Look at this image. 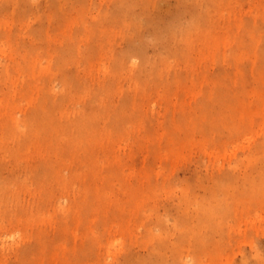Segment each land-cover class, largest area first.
Here are the masks:
<instances>
[{
	"label": "rangeland",
	"instance_id": "obj_1",
	"mask_svg": "<svg viewBox=\"0 0 264 264\" xmlns=\"http://www.w3.org/2000/svg\"><path fill=\"white\" fill-rule=\"evenodd\" d=\"M8 2L0 0V111L8 123L11 115L46 109L52 121L29 127L28 153L18 150V137L0 140V264H257L264 257V105L252 127L228 131L226 106L208 90L236 96L224 80L231 57L242 56L247 85L264 67V0H199L196 9L191 0H23L16 8ZM189 21L203 27L174 37L179 53L158 54L154 35L170 22ZM238 28L246 46L237 48ZM221 34L217 54H203ZM141 44L149 58L145 74L141 54L133 53ZM24 48L31 52L26 59ZM189 106L201 118L186 156L151 162L148 194L135 180H120L116 161L133 160L137 170L147 164L142 119L159 135L175 128L178 143ZM83 109L91 114L87 127H70ZM217 120L225 122L220 129ZM218 178L226 179V191ZM129 183L138 186V198ZM208 196L211 204L199 201Z\"/></svg>",
	"mask_w": 264,
	"mask_h": 264
},
{
	"label": "bare ground",
	"instance_id": "obj_2",
	"mask_svg": "<svg viewBox=\"0 0 264 264\" xmlns=\"http://www.w3.org/2000/svg\"><path fill=\"white\" fill-rule=\"evenodd\" d=\"M19 1H23V0H11V2H8V5L12 6V8H16V6H18L17 4L19 3ZM24 1H30V0H24ZM198 3H199V0H191V6H192V8L193 9H196ZM60 7L64 10V12L65 11L68 12V9L69 8L67 9V5H66L65 2H61L60 3ZM233 7H235V6H233ZM69 10H71V9H69ZM107 14L108 13H105V15H103V17L106 18L107 17ZM198 16H200V14H199L198 10H196V13H194L193 18L195 17V19H196V18H198ZM72 17L76 19L75 16H72ZM190 21L192 22L193 20H190ZM191 22L189 23V27L186 24L184 25V24H178V23H177L178 25L175 26V25H173L172 22H170L172 25L169 24L168 26L163 27V30H161L159 33H157L158 35H154V38L153 39L156 40V44L155 45L160 50V52L158 54L162 53L163 51L169 52V53H171L173 55L179 53V47H177V42L178 41H177V38H175L176 39V41H175L174 40V37L176 35H178L179 33L183 35L184 30H188V29H190V27L196 25V24L191 23ZM183 26H185V27H183ZM196 27H197L196 29H200L203 26L199 23V24L196 25ZM255 27H256V24H255ZM84 28L87 29L86 27H84ZM257 29H256V31H259ZM254 30H255V28H254ZM204 31L205 30H199V32H202V33ZM167 34H171L172 36H166ZM243 34H245V33H243ZM259 34L262 35L261 33H259ZM90 35H91L90 32H87V38H86L87 41L90 40ZM253 35L254 34H252V37L253 38L251 37V39L252 40L257 39L256 34H255V36H253ZM179 36H181V35H179ZM176 37H178V36H176ZM182 39H184V37ZM213 39L215 41L214 42V45H209L212 48H209L208 52H205V51L202 50L203 54H206V55H213V54L216 55L217 54V51L215 53L214 50H216L217 48L219 49L220 43H221V41H223L222 34L221 35H218V36H215ZM239 40H242V41H239ZM243 41L244 40L242 39V30L240 28H238L237 32L234 35V42L236 44V47L238 48L239 45L237 46V43H239V42H241V46H242L243 45L242 44ZM80 42H83V39H80ZM173 42L176 43L175 46H174L175 48H173ZM181 42L183 43V41H181ZM254 42H255V40H254ZM249 43H252V42H249ZM244 45L246 46V43H244ZM1 48H2V46H1ZM86 48H87V50L90 49V44ZM240 48L241 47H239V49ZM24 49H25L24 52L22 54H20V55H23V57L26 59V58H28L29 55H31V52L29 50H26V48H24ZM144 50H145V45L144 44H141V45H139L138 49H136V52L135 51L133 52V50H130V51H132L135 54H137V53L138 54H141L140 56H141V58H143V62H144L143 70L142 71L145 74V73H148V72H145L144 71L145 70L144 67L148 64L149 58H147L146 55H143ZM245 50H243V52ZM130 51H129V53H130ZM180 51L185 52L184 48L181 49ZM62 53L58 51V55H60ZM79 53H81L80 50H79ZM241 53L238 54V52L237 53H234L233 51H231V54H229V55H242ZM160 55H163V54H160ZM63 56L64 55H62V57ZM124 56L125 55H122V57H124ZM123 59L124 58H121V60H123ZM162 59L163 58H161L160 60H162ZM241 60H242V56L241 57L238 56V57H231L230 58V61L234 65L233 66V71H229V75L224 78L225 85H226L227 89L231 88V89H229V91H231L233 89L235 91H238V93L236 92V96L234 94L231 95V94H228L227 92H225V93H222V95L220 97H218V95H216V97H217L216 98L214 96V89L212 87H210L209 90H208V97L209 98H211V96H213L214 97V102H220V103L225 104V106H226V113L223 112V118L227 120L228 125H224L225 124L224 121L217 120L216 121V124H215V126H216L215 129H220V127L223 126V125H224V128L227 129L228 131H237V130H239L240 127L241 128H250L263 115V114L261 115L260 112H263L261 110V107L264 105V69L261 70L264 67H262V68L260 67L259 70L256 67L257 70L256 69L254 70V74H253V77H252V83L250 85H247V83H246L247 80L244 79L243 71L239 67V65L241 63ZM165 63H166V61H164L163 64H165ZM227 63H229V61ZM57 68H60V65H58ZM133 68H134V63L132 62V64L129 66V70L131 71V70H133ZM9 69H7V70H9ZM3 75H6V74H3ZM176 78H179V76L176 75ZM179 80L180 79H178L177 82H179ZM141 81H145V80L141 79ZM194 87H195V85H193V88H192V92L191 93H194L195 94L196 88H194ZM203 95L206 96V93H204ZM183 106H185V104H183ZM92 109L94 110L93 107H92ZM183 113L185 114V116L188 119H187L186 125L184 127H181L182 130H184L185 136L183 137V139L179 140L178 143L175 142V140H174V133H173L174 131L173 130L175 128L173 130H171V131L164 132V133H161L159 135V134H157L158 132L153 131L156 127L154 126V124L151 121H149V119H144V120L142 119L143 127H142L141 132L142 133H145V135H146V138H145L146 139V146H145V148L147 150V153L149 154L146 157V162H144V163H147V164H142V166L139 165V168L137 170V167L134 164V161L133 160L126 161V162L123 161V160L116 161V164L120 168V171H121V173H120V180L122 178L125 182H127L128 178H129V179L135 180L136 182L139 183V185H138L139 187L138 186L135 187L133 185V183H129V187L127 188V190L130 193V196L133 199L134 198H138L137 197V194L134 193V190L137 187H138V190L141 191L140 193L143 192L144 194H148L149 193L148 191L151 189L150 188L151 179H152L153 174L156 172L154 169L149 168L151 162H157L158 160H163V159H165V160H176V159H178L180 157H184V156H186V154H183V153L186 152V150L189 149L190 146L193 147V143L196 142V141L192 140L191 137L194 136L195 133H196V125H197L198 120L201 118V116L200 117H196L195 114H194V111L191 108V106H189V109H186L185 108L183 110ZM8 115L9 114H3V111L2 110L0 111V140H1L2 143H6L7 139H9V138L14 139L15 137H18L19 138V141L17 142V144L18 145H23V146H19L18 147V150L21 151V152H26V153L29 152V151L27 152L28 146H26V144H28V141L29 140L27 139L24 142V136H26V137H31L32 136V133L29 132V127L30 126H33V125L39 126V123L47 125L49 122L52 121L50 111H48L46 109H42V110L41 109H37L35 111V113L32 116H30L29 118H26L25 117L23 119H20L18 117H13L11 115V118H9L10 122L7 123L6 122V119L8 118ZM90 115L91 114H89V110L88 109L79 110L77 113H74L72 115L73 119H71L70 122H69L70 127H81V128L87 127L88 124L86 123L87 122L86 119ZM7 126L10 128V131L8 132V135L9 136H6V137L4 136L3 137L2 131L5 130V128ZM24 126L27 129H24L23 128ZM203 127L207 130V125H203ZM36 132H37V130H35V133ZM156 141H158L157 148H155V146H154V144H155ZM56 143H61V141L58 140ZM73 144H75V143H73V142L65 143V145H67L66 147H70V148H73L74 149V147L72 146ZM155 149H160L162 151H159L158 152ZM85 151L86 150L81 151V152H78V153L79 154H82V153H85ZM158 153L160 155H158ZM162 153H164V154H162ZM23 154H25V153H23ZM187 160L188 159L186 158L185 161H187ZM89 166H93L94 167V165H92V164H89ZM126 171H127V174L124 173ZM157 173L158 174L165 175V173H163L162 170L157 171ZM198 179H200V178H198ZM219 179L220 178L217 179V182H218ZM228 179L230 180V178H228ZM222 180H220V181H222ZM224 180H226V179H224ZM224 180L221 182L222 185L219 183L220 181L218 182L221 185V187L223 186L222 189H221L222 191H226L227 190V189L226 190H223V189L226 188V187L224 188V186H226V183H227V181L225 182ZM229 180H228V182H229ZM201 181H202V184H203V179H201ZM219 184H217L218 187L216 185V187L218 189L220 188L219 187ZM223 184H225V185H223ZM123 185L126 186L125 184H123ZM203 186L204 185H202V187ZM205 187L210 189V187H207V186H205ZM217 188L215 189L216 190L215 193L218 192L217 191ZM205 191H206V189H205ZM218 194H219V192H218ZM213 195H212V197H213V200H214L216 197L213 196ZM204 196L207 197L206 195H204ZM209 196H211V195H209ZM209 196H208V199L207 198H202V200L200 199L199 201H202L203 203L205 202L206 204H207V202H208V204L209 203L211 204V201H210L211 199H209ZM188 198L185 197L184 200L187 202L186 199H188ZM218 198L219 197H217V199ZM206 200H208V201H206ZM199 201L197 200V202H199ZM226 201H227V199H226ZM202 202H199V204H198V203H196V201L194 199L195 205L197 204L196 206H199L200 208H201V205L200 204ZM0 203H1V196H0ZM222 203H224V202L222 201ZM202 206H204V204H202ZM223 206H225V204ZM188 207H190V206L188 205ZM204 207H206V206H204ZM218 208H220V207H218ZM197 209H198V207H197ZM225 209L226 208H224V210ZM211 210H213V212L215 211L216 213H219L220 212L219 209H217L218 210L217 211V210H214L213 208H211ZM211 210L209 209V211H211ZM188 211H186V212H188ZM226 211L227 210H225V212ZM199 212H198V214H199ZM203 212H205V209L203 210ZM198 214L196 213V215H198ZM213 215H216V214H213ZM197 217H201V214L199 216H197ZM212 217H214V216H212ZM201 218H204V216L201 217ZM177 220H179V219L177 218ZM177 220H175L176 224H178L177 223ZM184 223H185V221H184ZM184 223H182V222L179 221L180 226L182 224L184 225ZM201 223H204V222H201ZM180 226H177V230L181 228ZM181 230L183 231V229H181ZM258 254L260 256L261 253L258 252ZM176 256H178V255H176ZM260 258H262L261 260L264 261L263 260L264 257H261L260 256ZM174 260L175 259H173V261ZM261 260L258 259L257 264H261L262 263V262H260ZM245 262H246V260L243 261V263H241V264H245ZM258 262H260V263H258ZM143 263L144 264H147L148 262L145 263V261L144 262L142 261V264ZM151 263H153V261L150 262V264ZM173 263H175V261Z\"/></svg>",
	"mask_w": 264,
	"mask_h": 264
}]
</instances>
